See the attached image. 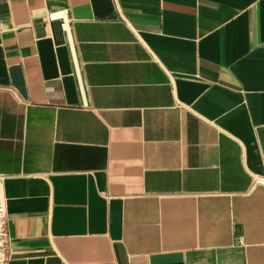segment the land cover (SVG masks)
Returning <instances> with one entry per match:
<instances>
[{"label": "crops", "instance_id": "0c3cea01", "mask_svg": "<svg viewBox=\"0 0 264 264\" xmlns=\"http://www.w3.org/2000/svg\"><path fill=\"white\" fill-rule=\"evenodd\" d=\"M0 199L10 264H264V0H0Z\"/></svg>", "mask_w": 264, "mask_h": 264}, {"label": "built area", "instance_id": "2783aa9c", "mask_svg": "<svg viewBox=\"0 0 264 264\" xmlns=\"http://www.w3.org/2000/svg\"><path fill=\"white\" fill-rule=\"evenodd\" d=\"M263 179H260L262 181ZM11 249L7 227V211L3 200L0 199V264H10Z\"/></svg>", "mask_w": 264, "mask_h": 264}]
</instances>
